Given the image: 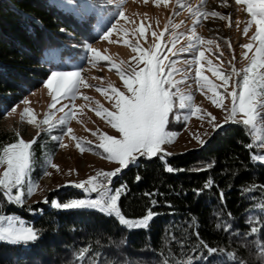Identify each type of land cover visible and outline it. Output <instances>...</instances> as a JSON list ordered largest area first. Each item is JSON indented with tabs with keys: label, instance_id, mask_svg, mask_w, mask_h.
I'll return each instance as SVG.
<instances>
[{
	"label": "trees",
	"instance_id": "1",
	"mask_svg": "<svg viewBox=\"0 0 264 264\" xmlns=\"http://www.w3.org/2000/svg\"><path fill=\"white\" fill-rule=\"evenodd\" d=\"M67 1L73 4L71 9H62L51 0H0V123L43 85L60 61H78L83 46L96 40L95 12L82 9L87 4L99 11L100 1ZM16 140L0 130V147ZM250 142L242 125L230 124L198 149L163 160L159 156L139 159L138 164L123 170L113 181V187L127 186L120 201L122 211L129 218H138L151 208L158 215L148 229H127L97 211L58 210L44 202L15 206L0 196V209L19 216L41 233L37 242L23 248L0 243V264H75V252L83 247L99 253L97 264H176L182 254L194 256V264L217 260L223 264H264L259 252L264 225H259L261 233L243 236L249 228L247 216L264 217L254 208L264 201V193L259 188L251 193L243 191L250 184L264 185V165L250 160L255 147L251 151L245 147ZM40 144L33 147L36 157ZM165 161L180 171L167 172ZM209 163L211 168L197 170ZM209 179L213 187L197 195L194 190L203 189ZM83 195L66 188L50 193L47 200L66 201ZM152 200L157 201L155 206ZM224 224L231 229L223 230ZM195 231L209 246L224 251L207 261L200 259L198 242L192 235ZM172 233L188 237L184 248L169 239ZM229 252L235 260L228 257Z\"/></svg>",
	"mask_w": 264,
	"mask_h": 264
},
{
	"label": "snow or ice",
	"instance_id": "2",
	"mask_svg": "<svg viewBox=\"0 0 264 264\" xmlns=\"http://www.w3.org/2000/svg\"><path fill=\"white\" fill-rule=\"evenodd\" d=\"M167 2L168 0H164L165 4ZM206 4L207 0H201L200 6L193 8L190 4L181 3L180 0H177L179 8H186L191 13V16L194 18L193 26L187 34L189 41L187 47L175 52L172 51V48H175L176 42L180 38L173 32L171 34L173 37L171 48H168V51L171 52L173 57L178 56L180 53L191 54L192 59L190 61L185 59L183 63L196 65L195 79L198 87L203 90L204 85L207 84L209 89L215 94L217 85L209 83L206 78L201 76L199 65L200 61L204 58V51L201 50V45H213L216 41L215 39L205 40V38L197 35L196 26L201 25V17L205 20L212 17L229 21V27H231L232 23L238 25L240 22L231 20L233 16L232 12L223 14L216 10H203ZM222 4L227 6L228 0H222ZM235 4L244 5L248 17H250L243 29V34L248 36L251 26H255L254 33L249 37L251 42L242 46L246 49L243 53V58L248 59L249 63L242 72L234 66L228 73H222L217 67H210L209 70L223 82L220 87L224 88V92L218 94V99H213L212 104L217 108H221L225 112V117L223 122L217 123L215 116H212L211 113H207V115L210 117L209 124L212 127V134L222 130L229 123L242 125L252 141L246 144L245 147L251 151L254 147L257 149L264 148V0H235ZM82 11L86 13L88 6H84ZM118 16L121 19L125 18L122 10L118 13ZM113 27L114 25L104 30L103 36L105 40L111 35ZM174 27L179 28L180 25H174ZM209 30L212 31L211 28ZM139 31L143 34L144 28L141 27ZM152 35L154 37L157 36L155 32ZM180 35L183 36L185 34L181 33ZM163 36L164 32H161L159 37ZM225 42L231 50V43L227 40ZM124 44L129 45V42L125 40ZM129 46L138 55L133 57L136 60V66L130 65L127 71L122 70L110 61L108 57L101 56L97 49L89 47V62L91 63L93 58L109 60V70L115 68L126 89V92H124L110 86L112 95L109 96V99L113 100L114 98V111L108 109H103L102 112L93 110L98 117L104 119L119 133V137L99 133L98 138L100 142L95 146H92L91 142L84 143L76 137H72L77 140L76 147L81 153L85 150L93 152L110 162L116 163L118 167L112 171H98L95 176H90L86 180L75 183L73 186L83 191L84 195L82 197L70 198L66 201L55 199L48 201L45 198L44 203H49L50 206L58 210L97 211L107 217L115 218L127 229H148L154 216L158 215V213L149 208L142 217H127L123 213L120 204L122 196L127 192V186L113 187L114 178L122 170L131 165L138 164L141 157L150 159L159 156L163 160L165 157L171 155L164 146L172 143L173 137L178 135V133L168 130V125L171 123L170 117L179 121L181 117L177 112L187 110L183 117L187 121L190 115L200 112L201 109L193 106V95L185 93L180 87V85L185 84L188 78L187 73H181L183 78L180 80L173 78L175 74L180 72L176 68L178 60H169L168 55L161 56L159 52L151 48L148 50L142 49L138 43ZM164 47L167 48L168 45L166 44ZM155 48L160 49L161 45L156 44ZM217 49H219V45H217ZM249 53H251L250 57ZM222 57L223 53L221 52L217 59H221L223 64ZM235 59L236 57L233 56L232 60L227 63L232 64V61ZM165 61L169 62L165 64ZM140 64H143V67H139ZM166 69L167 71H165ZM82 71V68L76 71H63L56 68L50 72L44 87L51 94L53 101L50 105L51 108H56V104L59 103L58 97L72 101L76 99L80 85H86L85 80L81 76ZM97 78L103 80V77ZM201 80L204 81V84L200 83ZM230 80L232 81L231 91L228 90ZM96 90L102 95L108 91L103 88H97ZM83 98L85 100L88 99L87 96ZM225 99H230V108L224 106ZM24 103L28 104L29 101L25 100ZM74 108V104H65L58 109V111L64 112L63 117L58 122L59 125H66L73 119L75 116ZM65 109L68 110L65 111ZM23 115L29 117L27 121L29 124H36V117L32 115L30 109L26 108ZM49 119V117H45L40 123L49 124ZM72 131V128L67 127L62 135L70 134ZM92 134L97 135L98 133ZM62 135L52 136V139L60 142ZM17 136H19V133H17ZM198 142L201 146H204L207 141L199 140ZM35 143V138L28 142L21 138L14 143L0 147V167H4L3 173H0V196L8 204L23 207L27 197L31 196L38 187L36 182L31 181V171L34 167L32 145ZM60 146L65 147L62 143H60ZM250 160L264 165V154L251 152ZM47 163L48 166L59 170V166L51 163L50 160ZM212 166L213 164L209 163L204 168L197 170H204ZM165 170L169 173L180 171L172 167L167 161H165ZM44 175H50V173L45 171ZM137 180H139V177H137ZM212 187L213 181L209 179L204 184L203 189H196L194 191L197 195H200L203 190L211 189ZM257 188L264 193V185L256 184H250L243 191L251 193L256 191ZM145 195L151 196L152 194L146 193ZM220 198L223 201L224 193L222 191L220 192ZM151 203L155 206L157 201L152 200ZM254 208L264 213V201L255 204ZM28 210L39 211L38 209L31 208ZM228 215L230 216L231 213H228ZM246 223L249 224V228L243 234L245 238L261 233L262 229L259 225H264V217L249 215L246 217ZM217 227H221V225H217ZM229 229H231V225H223V230L228 231ZM192 235L196 237L198 242L196 252L200 259L207 261L209 257L224 251L223 249L209 246L205 241L200 239L198 231L193 232ZM40 236V230L35 226L29 224L19 216L6 214L3 209H0V243L12 246H27L37 242ZM169 239L175 241L181 248H184L188 237H177L175 233H172ZM200 249L204 251L201 252ZM259 252L261 256H264V240L260 244ZM92 253L93 249L91 247L78 249L75 252V264H97L99 253ZM89 254H92L91 259H89ZM228 257L235 260L232 252L228 253ZM194 260V256H183L182 254V258L178 259L176 264H194ZM162 264H172V262L163 261ZM213 264H223V262L217 260L213 261Z\"/></svg>",
	"mask_w": 264,
	"mask_h": 264
},
{
	"label": "rangeland",
	"instance_id": "3",
	"mask_svg": "<svg viewBox=\"0 0 264 264\" xmlns=\"http://www.w3.org/2000/svg\"><path fill=\"white\" fill-rule=\"evenodd\" d=\"M51 1L62 9H71L73 7V4L67 0ZM99 1L102 5V8H98L99 11H96L97 8L94 9L87 4H83V8L84 6H88L89 10L95 12L96 20L93 33L96 35V40L83 46L82 57L78 61L62 60L58 67L63 71H76L82 68L81 76L85 80L86 85L89 86L85 84L80 85L74 101L58 97L59 103L56 104V108H51L50 105L53 101L49 90L44 87L45 81L39 89L25 97L14 108L15 111L12 110L0 123V130L16 136L17 140L22 138L28 142L35 138L36 143L32 145V149L38 143H43L39 145L40 152L38 157H36V151L33 149L34 167L31 171V181L36 182L38 187L31 196L27 197L26 202L29 204L44 202L50 193L66 188H73L83 192L73 185L88 179L90 176H95L98 171H112L118 167L116 163L110 162L93 152L85 150L81 153L76 147L77 140L72 137L74 136L84 143L91 142L92 146L100 142L98 138L99 133L119 137V133L104 119L98 117L93 110L102 112L103 109H108L114 111V98L113 100L109 99V96L112 95L110 86L126 92L123 81L115 68L109 70V60L125 71L129 69L130 65L135 67L136 60L133 57H136L138 53L134 52L129 45L138 43L142 49L148 50L151 48L159 52L161 56L168 55L169 60H178L176 68L180 72L175 74L173 78L180 80L183 78L181 73H187L188 78L185 84L180 85V87L185 93L193 95V106L201 109L200 112L190 115L187 121L183 119L187 110L177 112L181 117L179 121L170 117L171 123L168 125V130L178 133V135L173 137L172 143L164 146L171 155L198 149L201 147V144L198 142L199 140L207 141L213 135L212 127L209 124L210 117L207 113L215 116L217 123H221L224 120L225 112L212 104V100L218 99V94L224 92V88L220 87L223 82L209 70L210 67H217L222 73H228L234 66L242 72L249 63L248 59L243 58V53L246 49L242 46L251 42L249 37L254 33L255 26H251L248 36L243 34V29L250 17L247 15L245 6L236 5L235 0H228L227 6L222 4V0H207L206 7L203 10H215L211 8V4H215L218 9L216 11L227 14L223 12L224 9L231 7L230 12L233 13L231 20L239 21L238 25L232 23L231 27H229V21L212 17L205 20L201 17V25L196 26L197 35L205 38V40L215 39L216 41L213 45H201V50L204 51V58L200 61L199 65L201 76L206 78L209 83L217 85L215 94L209 89L207 84L204 85L203 90L198 87L195 79L196 65L183 63L185 59L189 61L192 59L191 54L180 53L178 56L173 57L171 52L168 51V48H171L173 38L171 34L173 32L180 38L177 40L175 48H172V51L175 52L187 47L189 43L187 34L193 26L194 18L191 16V13L186 8H179L177 0H168L166 4L164 0ZM180 2L190 4L193 8L201 4V0H180ZM121 10L124 12V19L118 16ZM113 25L111 35L105 40L103 36L104 30ZM174 25H180V27L175 28ZM208 25L215 26L216 32L214 30L210 31ZM141 27L144 28L143 34L139 31ZM153 32L157 36L154 37L152 35ZM161 32H164L163 37H159ZM181 33L185 35L181 36ZM125 40L129 42V45L124 44ZM226 40L231 43V50L228 48ZM156 44H160L161 48L156 49ZM166 44L168 45L167 48L164 47ZM217 45H219V49H217ZM89 47L97 49L101 56H106L109 60L93 58L90 63ZM221 52L223 53V64L221 59H217ZM233 56L236 59L232 61V64H228L227 62L232 60ZM250 56L251 53H249ZM168 62L165 61V64ZM139 67H143V64H140ZM97 77H103V80ZM200 83L204 84V81L201 80ZM231 84L232 81L230 80L229 91H231ZM97 88H103L108 91L102 95L96 90ZM85 96L88 97L87 100L83 98ZM25 100L29 101V103L25 104ZM65 104L75 105L73 109L75 116L66 125H59L58 122L63 117L64 112H60L58 109ZM224 106L230 108V99L224 100ZM26 108L30 109L32 115L36 117V124H29L27 122L29 117L23 115ZM67 110L65 109V111ZM45 117L50 118L49 124L40 123ZM230 124L232 123L225 126ZM67 127L72 128V133L62 135ZM17 133H19V136H17ZM92 133L98 134L93 135ZM61 135L62 140L60 142L52 139V136ZM60 143L65 145V147H61ZM255 149L256 152L264 154V148ZM140 159L149 158L141 157ZM49 160L51 163L58 165L59 170L48 166L47 162ZM3 171L4 167H0V173H3ZM45 171L50 173V175H44ZM20 247L23 248L24 246Z\"/></svg>",
	"mask_w": 264,
	"mask_h": 264
},
{
	"label": "bare ground",
	"instance_id": "4",
	"mask_svg": "<svg viewBox=\"0 0 264 264\" xmlns=\"http://www.w3.org/2000/svg\"><path fill=\"white\" fill-rule=\"evenodd\" d=\"M211 8H212V9H215V10H218V9H217V5H215V4H211ZM230 9H231V7H230V8H226V9H224L223 12L228 13V12L231 11ZM208 26H209L212 30L215 31V28H214L215 26H213V25H212V26H211V25H208ZM215 32H216V31H215ZM217 32H219V31H217ZM221 34L223 35V33H221Z\"/></svg>",
	"mask_w": 264,
	"mask_h": 264
},
{
	"label": "water",
	"instance_id": "5",
	"mask_svg": "<svg viewBox=\"0 0 264 264\" xmlns=\"http://www.w3.org/2000/svg\"><path fill=\"white\" fill-rule=\"evenodd\" d=\"M227 126H229V125H227Z\"/></svg>",
	"mask_w": 264,
	"mask_h": 264
}]
</instances>
